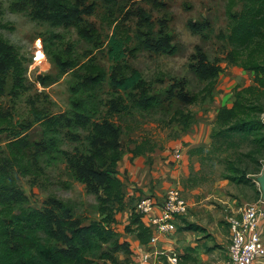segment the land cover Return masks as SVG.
Listing matches in <instances>:
<instances>
[{
  "label": "rangeland",
  "instance_id": "374dc122",
  "mask_svg": "<svg viewBox=\"0 0 264 264\" xmlns=\"http://www.w3.org/2000/svg\"><path fill=\"white\" fill-rule=\"evenodd\" d=\"M67 1L83 10L78 22L57 24L38 18L37 0H0V37L15 48L23 62L22 84L13 86V76L8 75L5 91L0 96V113L5 118L0 123V165L15 179L23 201L11 206L0 204V219L21 208H49L48 199L53 197L70 208L72 219L80 225L109 219L104 225L114 231L113 239L122 242L125 234L134 233L126 231V226L131 213L141 215L137 205L148 193L139 194L121 181L122 202L106 201L102 187L95 190L76 177L68 159L76 153L86 154L91 124L107 116L124 128L119 138L122 156L116 165L118 171L119 162L132 165L139 157L157 153L166 158L173 154L177 148L174 143L181 140L186 130L185 118L178 114L179 110L193 118L202 110L204 97H215L216 86H225L224 106L227 107L228 98L234 99L236 87L228 88L233 83L239 89L254 88L252 92L243 93L246 104L259 101L264 107L261 95L264 89L258 86L255 72L230 61L234 45L227 37L229 14L242 10L240 0H115L114 4L104 0ZM139 9L151 16L156 38L168 36L173 53L149 51L136 39V34L147 28L141 21ZM189 22L207 24V27L203 31H192ZM113 33L118 37L133 36L116 70L123 75L138 70L160 105L145 110L136 108L133 100L137 98V90L112 91L108 87L114 65L108 58V41ZM37 40L43 53L40 60L35 59ZM245 55L242 53L237 60L241 61ZM201 63L206 66L215 63L220 68L218 76L201 77ZM98 72L104 74L102 86L89 92L84 90L80 84ZM188 95L197 99L188 104L182 99ZM113 105L120 111L113 110ZM33 108L45 120L55 118L56 121L47 124L36 121ZM259 118L264 125V111ZM219 130L218 126L212 128L210 145L202 151V173L197 175L203 179L204 189L214 191L216 180L236 175L232 173L234 166L239 170L236 177L247 173L251 183L231 182L241 184L244 192L252 195L248 203L260 200L261 192L254 189L259 186L257 177L264 166V151L254 152L252 136L242 138L231 134L225 137L217 134ZM17 133L20 136L15 138ZM140 147L145 150L135 155L136 148ZM120 207L123 209L118 212ZM7 210L10 212L5 215ZM124 212L127 213L125 219ZM119 214L118 220L116 215ZM261 239L263 241L262 236ZM149 242L152 243L151 237ZM129 249V253L113 251L111 245L105 244L87 256L97 264H141L144 260L138 261L139 257L146 253L154 256L147 244L138 250L129 245ZM102 252L112 258L101 259Z\"/></svg>",
  "mask_w": 264,
  "mask_h": 264
},
{
  "label": "trees",
  "instance_id": "16d2710c",
  "mask_svg": "<svg viewBox=\"0 0 264 264\" xmlns=\"http://www.w3.org/2000/svg\"><path fill=\"white\" fill-rule=\"evenodd\" d=\"M243 2L242 10L229 14V26L227 37L233 49L230 51V61L236 66L252 70L256 74L258 86L264 89V0H240ZM107 4H114L115 0H104ZM36 15L43 20H50L57 24L78 22L83 10L77 4L67 0H37ZM139 16L147 28L136 34V39L143 47L155 53H168L174 51L169 44L168 36L156 38L153 34L151 16L143 9H139ZM188 27L192 31H203L207 24L189 22ZM81 33L85 35L83 30ZM222 35V34H221ZM133 36H117L113 33L108 41V58L113 62L109 74L108 87L112 91L127 92L137 90L134 107L145 110L160 105L155 95L151 94L141 73L134 69L129 74L123 75L116 69L120 60L126 56L127 48ZM251 52V53H250ZM246 53L245 57L238 61V57ZM220 68L215 63L205 65L201 63L200 76L203 78H216ZM13 76V86L22 84L23 62L19 58L15 48L5 39L0 37V96L4 93L7 76ZM104 80L103 72L95 76H88L80 84L84 90H94L101 87ZM253 87L234 89V99L231 106L220 107L214 124L220 129L217 134L230 137L231 134L247 138L252 136L255 143L254 152L264 151V125L260 121L259 114L264 111L263 104H246L245 92H252ZM264 96V92L261 93ZM203 98V97H202ZM207 97L203 98V101ZM211 98V97H208ZM183 101L190 104L196 96H183ZM115 109L114 105L112 106ZM117 112L120 111L116 110ZM32 114L36 121L50 123L55 118L47 119L34 108ZM178 114L185 118L183 124L187 129L194 121L195 116L179 110ZM5 118L0 113V123ZM192 120V121H191ZM8 123V122H7ZM213 128V129H214ZM121 124L112 118L102 117L93 122L88 133V149L85 155H72L68 159V165L75 170L78 179L93 189L102 187L106 201L121 203L123 199L122 182L117 176L116 165L122 156L120 136L123 131ZM1 131V129H0ZM216 134V132H214ZM20 135L17 133L15 138ZM213 137V132H211ZM145 149L136 148L135 155ZM198 148L196 152H201ZM247 156V155H246ZM248 156H251L248 155ZM260 172V169L257 171ZM232 173H239L233 166ZM236 174V175H237ZM240 174L241 171H240ZM239 174V175H240ZM225 176V179L249 185L251 179L244 173ZM105 201L104 198H100ZM23 201V194L16 185L15 179L0 165V204L11 206L15 202ZM50 207L44 209L21 208L16 213L0 219V264H97L87 255H91L100 245H111L112 250H122L129 253V243L119 242L113 239L114 231L105 226L109 219L93 221L89 225H80L72 219L70 208L62 201L53 197L48 199ZM123 208L120 207L118 212ZM7 210L5 215L9 214ZM108 217L110 214L107 215ZM179 217H182L180 215ZM184 228L197 229L198 226L186 223ZM183 228V229H184ZM136 233L140 244H148L152 235L151 226L142 221V216L132 214L126 231ZM131 229V230H130ZM41 234V236H39ZM47 240L44 242L43 239ZM92 257V256H91ZM101 259H111L110 254L102 252ZM104 264V263H103Z\"/></svg>",
  "mask_w": 264,
  "mask_h": 264
},
{
  "label": "crops",
  "instance_id": "0c3cea01",
  "mask_svg": "<svg viewBox=\"0 0 264 264\" xmlns=\"http://www.w3.org/2000/svg\"><path fill=\"white\" fill-rule=\"evenodd\" d=\"M234 87H237L235 83L228 88L231 90ZM225 91L227 90L222 84L216 86L213 92L215 97H207L203 101L202 110L195 115V122L184 131L181 140L174 143L177 147L175 149L180 150V159H175L172 153L166 158L154 153L152 156L139 157L138 163L134 159L132 165L126 161L118 164L117 176L129 189H135L143 195L148 193L147 195L161 201L169 189L177 186L188 204L187 213L174 221V230L158 234L155 242H148L149 250L154 255L150 258V263L170 264L167 262L171 252L178 256L177 264L228 263L227 246L230 233L227 219L240 205L251 201L252 195H247L241 184L238 186L227 179L216 180V190H205L203 179L197 175L202 173V151L210 145V133L214 128L216 115L226 103ZM231 104L232 100L228 98V106ZM198 148L202 151L196 152ZM254 190L259 193V186ZM260 197L259 194L258 199ZM126 214L124 212V219ZM116 217L119 220L121 214ZM142 221L148 225L146 219L142 218ZM186 223L194 224L198 228H184ZM257 230L264 241V217L260 218ZM123 240L128 241L135 250L145 246L140 244L135 232L131 235L125 234ZM157 255H161L160 259ZM253 264H264V256Z\"/></svg>",
  "mask_w": 264,
  "mask_h": 264
},
{
  "label": "built area",
  "instance_id": "2783aa9c",
  "mask_svg": "<svg viewBox=\"0 0 264 264\" xmlns=\"http://www.w3.org/2000/svg\"><path fill=\"white\" fill-rule=\"evenodd\" d=\"M35 59L38 50H41L40 41L35 43ZM175 159H180V150L176 149L173 153ZM138 211L143 219H146L154 234L151 241L157 240L158 234L167 233L175 229V216L185 215L188 204L182 191L175 187L169 189L158 201L151 195H145L139 201ZM158 212V214H156ZM264 217V200L246 202L240 205L234 214H231L227 221L229 225V244L227 246L229 260L227 264H253L258 258L264 256V242L257 230L260 218ZM151 255L146 253L138 258L144 260L141 264L150 263ZM176 254L170 255L168 262L177 263Z\"/></svg>",
  "mask_w": 264,
  "mask_h": 264
},
{
  "label": "water",
  "instance_id": "95a60500",
  "mask_svg": "<svg viewBox=\"0 0 264 264\" xmlns=\"http://www.w3.org/2000/svg\"><path fill=\"white\" fill-rule=\"evenodd\" d=\"M257 182L259 184L260 192H261V198L264 200V166L260 173V175L257 177Z\"/></svg>",
  "mask_w": 264,
  "mask_h": 264
},
{
  "label": "bare ground",
  "instance_id": "6f19581e",
  "mask_svg": "<svg viewBox=\"0 0 264 264\" xmlns=\"http://www.w3.org/2000/svg\"><path fill=\"white\" fill-rule=\"evenodd\" d=\"M36 57L38 60H40L41 58H43V53L41 50H38L37 53H36Z\"/></svg>",
  "mask_w": 264,
  "mask_h": 264
}]
</instances>
